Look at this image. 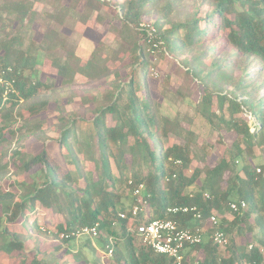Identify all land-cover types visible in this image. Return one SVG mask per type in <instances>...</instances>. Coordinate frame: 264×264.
<instances>
[{
  "label": "trees",
  "instance_id": "16d2710c",
  "mask_svg": "<svg viewBox=\"0 0 264 264\" xmlns=\"http://www.w3.org/2000/svg\"><path fill=\"white\" fill-rule=\"evenodd\" d=\"M185 1H109L118 8L111 18L119 22L113 27L118 47L99 42L82 59L61 28L86 23L93 12L103 21L105 0H0V260L22 257L19 264H47L39 248L29 247L34 232L56 240L60 232L98 223L100 248L109 237L116 238L107 264H176L127 227L171 218L180 228L194 229L214 212L227 245L215 244L210 228L200 244L187 249L183 264H264V153L254 151H264V0H199L175 21L173 14ZM35 2L44 5L41 12ZM201 5H207L203 14ZM152 16L161 46L185 54L182 82L175 90L166 83L159 86L162 100L177 106L172 113L148 89L152 42L139 24ZM36 20L42 36L33 43L29 32ZM126 57L128 80L108 64ZM44 60L56 69L59 85L54 78L41 80L37 67ZM77 74L86 83L112 76L97 95H80L83 113L66 109L76 92L59 93ZM7 81L13 91L4 93ZM194 81L202 87L197 101L190 89ZM51 89L54 93L47 92ZM179 104L191 107L220 139L231 135L225 154L210 160L213 144L199 140L191 128L194 115L181 112ZM52 111L55 122L44 126ZM247 115L254 118L251 125ZM17 119L18 132L12 128ZM52 129L59 134L57 158L46 147ZM15 135L19 141L8 154ZM26 138L41 143L39 149L26 151ZM10 164L17 177L3 188ZM139 183L147 201L144 213L120 219L118 212L134 204ZM241 200L245 207L231 210L229 203ZM174 205H195L203 219L168 213ZM37 209L45 215H37ZM85 239L95 260L78 250L72 254L75 264H101L92 240Z\"/></svg>",
  "mask_w": 264,
  "mask_h": 264
},
{
  "label": "rangeland",
  "instance_id": "374dc122",
  "mask_svg": "<svg viewBox=\"0 0 264 264\" xmlns=\"http://www.w3.org/2000/svg\"><path fill=\"white\" fill-rule=\"evenodd\" d=\"M109 1L111 2L112 0H105V3L103 5L105 12L103 21H98L95 18L96 12H93L89 16L86 23H82L78 21L73 25V27L64 26L61 28V31L65 35L70 37L71 40L70 42L76 44L75 46L76 53L80 57H82V59L86 58L89 55L90 51L99 42H102L104 45L110 48L116 49L118 47V43H117L118 40H117L116 32L115 30H113V27L116 28V26L119 25V22L116 19H111L112 16L117 14L118 8L113 3H109ZM118 1H123V0H118ZM198 1L199 0H186L173 14V19L176 21L179 18L181 19L184 18L186 15V11L192 10ZM67 2L68 0H63V3H67ZM43 7L44 5L41 4L40 2L34 3V8L39 12H41L44 9ZM206 7L207 5L199 6V13L203 14L206 10ZM79 8H81V5H79ZM154 22H155V17L152 16L150 18L146 17L140 23L154 26ZM168 26H169L168 24H165L163 29L168 28ZM40 27L41 26L39 20H36L35 22L32 23L29 32L31 37V42L37 43L40 41L42 36V30ZM149 38L150 37H148V39ZM161 44L162 43L160 42V44L157 47L150 48L149 56L153 67L147 73L149 92H151V95L159 101L162 100L159 94L160 92L159 86L161 84L166 83L169 90H175L177 86L182 82V75L180 74L181 73L180 71L182 68H184V65L182 64L181 60L185 57V54L177 56L175 54L169 53L166 49H164L163 46H161ZM128 62H129V58L126 57L124 60L109 62L108 64L111 68H120L123 79L128 80V78L130 77V69L129 67L126 66ZM37 68L41 70L40 78L42 81L48 80L50 78H54L55 80L54 85L56 86L59 85L60 77L57 76L56 69L51 65V63L48 60H44L43 64L41 66H38ZM138 74L140 75L141 73L139 72ZM111 78L112 76H109L97 82L86 83V79L83 76L77 74L74 78V82L70 86H68L67 89L59 90V93L63 92V94H69V92H71L69 91V88L72 89L73 92H76L73 102L71 104H67L66 109L67 110L79 109V112L83 113V107L80 105V95L86 92H92L93 94L97 95V92H100L101 89L106 86V82ZM201 88H202L201 85L197 81H194L190 85V89L193 92L192 93L193 100L197 101L199 99L200 93L202 92ZM47 92L54 93V89H51ZM260 94L264 95V89L260 91ZM162 103L163 106L167 107L166 110L171 113L177 109V106L170 105L165 100H162ZM178 108L183 113L186 112L191 116L194 115L193 109L185 104H179ZM24 113L26 114V112ZM56 115L57 113L55 111H52L50 113L48 112L43 119L44 126L52 125L55 122ZM91 115L92 114L90 112H86L87 117H90ZM247 116L249 118V124L251 125L254 118L251 117L250 115ZM200 117H201L200 115H194V121L193 124L191 125V128H193V130H195V132L198 133L200 141L207 140L208 142L213 144V148L209 156L210 160H213L218 155L226 153L228 148L227 145L228 140L229 138H231V135H227L228 138L225 137L224 139H220L216 130L207 127V125L203 122V120L200 119ZM20 125L21 122L19 119H17V121L12 124V128H14V130L18 132V127H20ZM251 129H253V126L251 127ZM47 134L51 138V140L48 139L46 141L47 143L46 147L49 149L52 156L57 158L59 156L58 147L56 143L59 136L58 131L56 129H52L49 130ZM19 136L15 135V137L11 141V146L8 150V154H10L11 150L16 148L17 142L19 141L18 139ZM23 141H24L22 142L23 147L28 152L37 151L41 145V143H38L33 139L26 138L25 140L23 139ZM254 151L255 154L258 156L264 153L262 148L259 147H255ZM7 159H8V155H7ZM11 165L12 164H10V168L8 170L5 180L2 181L1 183L3 188H7V186L11 182H13L17 177L14 175ZM256 172L258 171L256 170ZM202 228L204 230V238H205L207 237L211 226L205 222ZM33 236H34V238L32 239L33 245L31 244L29 247L31 248L33 247L35 249L36 247L39 248L40 252H42L40 258L43 261H45L47 264H75L73 255L76 254L78 250H81L82 254L85 255L90 260V262H93L95 260L96 255H92L91 252L85 246V241H86L85 238L64 242V241H59L58 239L53 240L50 237L38 235L35 232L33 233ZM20 260H23V258L22 257H15L13 259L2 258L1 262H3V264H10V263L19 264Z\"/></svg>",
  "mask_w": 264,
  "mask_h": 264
},
{
  "label": "built area",
  "instance_id": "2783aa9c",
  "mask_svg": "<svg viewBox=\"0 0 264 264\" xmlns=\"http://www.w3.org/2000/svg\"><path fill=\"white\" fill-rule=\"evenodd\" d=\"M139 29L147 33L149 41L152 42V47H157L161 41L157 40L155 33V28L153 25L140 23ZM10 70V68H8ZM2 78L0 77V83ZM8 91H13L12 81L6 82V89L4 93ZM253 129H251L252 131ZM258 172L259 168L256 169ZM131 184V180L128 181ZM143 184L139 183L134 186L133 195L135 196V202L128 211H119L118 217L120 219H126L131 217L135 219L139 214L144 213L147 207V201L142 196ZM205 197H208L204 193ZM229 206L231 210L238 211L245 207V202L241 200L240 202H230ZM167 212L170 214L183 213L191 215L194 220H202L203 216L201 212L197 209L195 205H174L167 208ZM36 214L44 216L45 213L41 209L36 210ZM208 223L211 228L210 238L212 241L219 245L220 247H225L228 243V238L225 233L218 229V220L214 212L210 213L208 217L204 220ZM39 229L50 234L51 230L44 225H40ZM127 231L135 234L139 237L142 242L152 249L154 252L163 254L171 259L176 264H183L185 260V253L187 249L192 245L200 244L204 239V230L202 227L191 228H180L175 219L171 218H153L146 222H141L135 226L129 225ZM98 223L94 225H84L78 229L71 230L69 232L58 233V240H78L80 238H90L95 241L99 237ZM116 238L111 236L107 239L104 248H100L99 261L101 264H107L108 261L113 257V247ZM264 253V250H261Z\"/></svg>",
  "mask_w": 264,
  "mask_h": 264
},
{
  "label": "crops",
  "instance_id": "0c3cea01",
  "mask_svg": "<svg viewBox=\"0 0 264 264\" xmlns=\"http://www.w3.org/2000/svg\"><path fill=\"white\" fill-rule=\"evenodd\" d=\"M92 245L94 246V248L96 249V251H97V254H98V256H99V250H100V247L97 245V241L95 240V241H92ZM0 264H3V262H1V260H0Z\"/></svg>",
  "mask_w": 264,
  "mask_h": 264
}]
</instances>
